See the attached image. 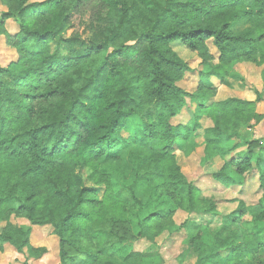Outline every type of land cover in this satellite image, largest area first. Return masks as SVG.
Segmentation results:
<instances>
[{
	"label": "trees",
	"instance_id": "obj_1",
	"mask_svg": "<svg viewBox=\"0 0 264 264\" xmlns=\"http://www.w3.org/2000/svg\"><path fill=\"white\" fill-rule=\"evenodd\" d=\"M0 2V36L18 54L0 64L1 251L48 252L31 244V227L14 222L26 219L53 227L60 264H143L154 249L121 254L126 232L134 226L154 242L181 210L222 221L214 232L183 224L196 264H264V137L253 133L264 121L261 96L216 101L212 83L230 85L238 62L264 66V0ZM175 42L201 59L192 93L179 86L192 69ZM188 99L211 126L173 123ZM200 128L202 161L224 159L215 181L230 188L255 173L257 204L240 201L221 216L187 179L177 151L193 153Z\"/></svg>",
	"mask_w": 264,
	"mask_h": 264
},
{
	"label": "rangeland",
	"instance_id": "obj_2",
	"mask_svg": "<svg viewBox=\"0 0 264 264\" xmlns=\"http://www.w3.org/2000/svg\"><path fill=\"white\" fill-rule=\"evenodd\" d=\"M0 11H5V7L1 2ZM79 21V18L75 20L76 29H81ZM6 28L8 33L12 35L17 34L20 30L19 23L15 19L8 20ZM210 46L212 52L218 55L217 49L211 44ZM173 48L191 66L192 70L186 74L185 79L179 83V86L192 93L200 82L201 59L197 53L190 51L180 42H175ZM17 57L18 54L9 45L7 37L4 35L0 36V64L7 66L10 62L15 61ZM228 81L230 85H222L217 79H212V83L217 89V93L214 96L216 101L228 98L255 101L260 95L261 99L257 103V110L264 113V66H257L243 61L238 62L230 68ZM198 110V104L188 99V106L184 108L180 115L173 119V123L185 125L198 118L203 127L211 126L212 123H209L211 122L209 121L210 119L201 117ZM258 125L254 128V136L255 138H263L264 123ZM202 130L203 128H200L193 134L192 142L196 144L197 148L193 153L187 155L181 149L177 151L179 163L187 179L194 182L201 189L204 198L217 201L221 216L236 210L240 201L245 202L247 205L257 204L263 195V190L260 187L259 176L255 173L252 172L247 175L244 185H234L230 188H225L215 181L213 174L221 169L224 159L217 157L209 162L202 161V153L204 151ZM190 142H187L185 149ZM219 217L211 218L203 214H190L178 210L173 216L174 224L163 231L154 242L137 237L136 229L133 226L126 232L131 238L119 244L117 248L124 255L131 252H143L150 247L153 248L154 251L151 257L143 264H196L197 255L189 247L191 233L186 228H182V226L186 221L193 220L203 227H209L214 232L221 225L222 221ZM14 222L31 227V244L36 248L44 247L48 252L39 258H33L28 256L27 250L24 253H19L13 246L6 244L4 251L0 250V264H60V239L54 234L53 227L31 225L26 219H16ZM4 226L5 223L0 222V232ZM226 256H229V253Z\"/></svg>",
	"mask_w": 264,
	"mask_h": 264
},
{
	"label": "crops",
	"instance_id": "obj_3",
	"mask_svg": "<svg viewBox=\"0 0 264 264\" xmlns=\"http://www.w3.org/2000/svg\"><path fill=\"white\" fill-rule=\"evenodd\" d=\"M258 112H259V110H258ZM260 113H261V112H260ZM209 121H211V120H209ZM209 123H212V122H209ZM262 123H264V121H262L260 124H262ZM260 124H259V125H260ZM211 125H212V124H211ZM259 125H258V126H259ZM209 126H210V125H209ZM203 150H204V148H203ZM202 154H203V153H202Z\"/></svg>",
	"mask_w": 264,
	"mask_h": 264
}]
</instances>
